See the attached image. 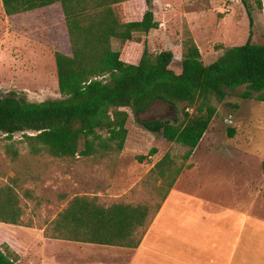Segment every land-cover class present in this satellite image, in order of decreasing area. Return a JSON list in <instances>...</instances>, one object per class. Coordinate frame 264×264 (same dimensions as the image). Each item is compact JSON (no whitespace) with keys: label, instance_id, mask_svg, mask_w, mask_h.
Masks as SVG:
<instances>
[{"label":"rangeland","instance_id":"1","mask_svg":"<svg viewBox=\"0 0 264 264\" xmlns=\"http://www.w3.org/2000/svg\"><path fill=\"white\" fill-rule=\"evenodd\" d=\"M261 2L259 6L257 0H248L249 7H246L242 0H153L160 25L142 37L146 44L132 43L122 47L114 41L113 45L125 56L137 54L138 57L130 61L132 63L139 62L145 45L152 53L172 50L176 59L181 60L184 34L190 31L207 65L225 48L242 45L248 40L264 44V0ZM125 9L128 12L130 8ZM137 48L140 51L136 52ZM56 51L72 54L60 3L8 16L0 0V97L14 94L29 102L60 98L54 61ZM242 92L243 88L228 90L223 100L214 99L218 114L191 158L195 170L191 175L190 195L176 191L171 195L159 222L150 229L142 251L129 262L127 257L106 246L52 241L37 245L38 237L5 223H0V246L5 240H16L36 250L39 246V252L48 256L63 253L66 260L91 259L87 264H172L169 257L159 256L156 249L159 242L160 248H167L168 255L173 252L178 258L186 257L189 249L195 256L209 255L212 261L218 262L214 247L204 252L198 246L189 247L186 242L190 238L201 239V225H205L209 232L203 233H211L209 241L218 251L220 241L232 238L229 235L226 238L225 233L234 235L233 239L241 233L243 243L239 255L241 251L259 255L258 250L251 252L245 244L252 240L256 245L264 242V103L255 97L244 99L240 97ZM127 110L129 134L124 151L133 158H124L119 165L116 163L108 168L96 164L91 172L80 168L79 163L68 164L47 155L31 154L23 133H16L12 139L0 133V184L8 183L19 174L22 187L34 191V198H22L26 223L45 227L71 197L83 190L100 193L105 204L115 201L155 204L159 200L154 184L145 181L148 168L144 166L150 151L157 149L153 156L159 151L180 156L187 148L167 141L160 133L150 132L141 122L176 116L182 119L183 114H176L172 106L163 102L153 104L140 114ZM10 144L18 151L16 157L8 152ZM138 156H146V159L141 162ZM254 188L258 190L257 198L256 190L250 198ZM62 195L68 199L63 200ZM187 224L193 229L183 227ZM233 224L238 225L237 230ZM28 250L29 247L25 248L18 264H28L31 260ZM31 261L36 264L35 260Z\"/></svg>","mask_w":264,"mask_h":264},{"label":"trees","instance_id":"2","mask_svg":"<svg viewBox=\"0 0 264 264\" xmlns=\"http://www.w3.org/2000/svg\"><path fill=\"white\" fill-rule=\"evenodd\" d=\"M249 7L248 0H242ZM262 6L261 0H257ZM6 15L61 4L72 54L55 52L58 99L29 102L14 94L0 97V133L12 139L23 133L33 155H47L68 164L85 160L116 164L125 148L130 114L148 111L157 102L172 106V119L142 121L150 132L187 150L167 152L148 172L159 200L105 204L99 195L71 197L45 225L44 236L80 243L138 248L182 171L218 114L214 99L243 88L240 97L264 103V44L248 40L225 48L204 64L190 31L184 34L182 59L172 50L152 53L144 46L138 63L122 59L114 41L145 43L143 36L159 28L153 0H2ZM125 7L130 8L127 12ZM189 109H193L190 113ZM231 130L230 134H233ZM8 152L16 157L13 144ZM157 152L152 148L150 156ZM142 162L146 156H138ZM159 180L161 183L158 185ZM156 182V184H155ZM16 174L0 184V222L33 227L24 221L22 198L34 191L22 187ZM63 200L68 199L62 195ZM21 259L8 243L0 246V264Z\"/></svg>","mask_w":264,"mask_h":264},{"label":"crops","instance_id":"3","mask_svg":"<svg viewBox=\"0 0 264 264\" xmlns=\"http://www.w3.org/2000/svg\"><path fill=\"white\" fill-rule=\"evenodd\" d=\"M132 43H136V42H132ZM132 43H127V44H132ZM137 44V43H136ZM140 51L139 48L136 49L137 51ZM138 57L137 54H135L133 57L130 56H125L122 54V59H124L125 61L132 63L130 61L135 60ZM141 57V56H140ZM55 61V60H54ZM56 64V62H55ZM57 70V68H56ZM126 146V145H125ZM125 149V148H124ZM195 152V151H194ZM167 153V152H166ZM163 153L162 151H159L156 156H150L149 158H147V163L144 167H147L148 170L147 172L150 171V169L160 160L163 158V156L166 154ZM194 155V153H193ZM192 155V157H193ZM191 157V158H192ZM124 158H128V159H132L133 155L132 154H127L125 153V151L123 150L122 153L119 155V159L117 161L118 165L119 163H121L123 161ZM135 158V155H134ZM154 161H151L153 160ZM191 158L188 161V165H191V167H187L185 168L182 173L179 175L175 185L173 186L172 190L170 191L169 195L167 196V198L165 199L161 209L159 210V212L157 213L156 217L154 218L147 234L145 235L142 243L140 244V246L138 248H126V247H117V246H109V245H98V244H92V243H83V244H87L89 247H96V246H106L110 249H112L116 254L122 256V257H127V262H129L135 255H137L140 251H142V246L148 236V233L150 231V229L152 228V226L155 224L157 225V223L159 222L163 211L167 205V203L169 202V199L171 197V195L176 191L179 193H182L184 195H190V183L193 180L192 172L195 170V166H193V163L191 162ZM92 159V158H91ZM91 159H87L84 162H82L81 164H79L80 168L85 169L86 171H88L90 169L89 172L92 171L93 166H95L96 164H102L105 167L108 168V166L106 165V162L100 161V163L95 162L94 160ZM141 165V169H142V164ZM78 166V165H77ZM113 166V164L111 165ZM142 179V177H140ZM140 179V180H141ZM139 181H136L134 185H137ZM161 183V180H159L158 185ZM133 188V186H132ZM256 189H251V195L249 196L250 198H252V196L254 195V191ZM257 191L255 192V197L257 198ZM83 195V194H89V195H99L100 193H95L91 190H83L82 193H78L76 195ZM74 195V196H76ZM1 223V222H0ZM6 224V223H5ZM11 225V224H8ZM12 226H17L20 229H22V231L27 232L29 234H31V236L33 237H38L36 239V243L37 245H41L48 241H52V242H73V241H65V240H59V239H49L46 238L44 236V228H40L37 226H33V227H27V226H20V225H12ZM203 227V229H200L201 231H205L207 229H205V225H201ZM232 226L235 227V230H237L238 225L233 224ZM183 227H185L187 230L193 229V226L191 225H183ZM209 232V230H207ZM201 235V239L198 240H194L192 238L186 240V242H188V246L192 247L193 246H198L199 248H202L203 251H210L213 247L214 249H212L213 251L217 252V258H218V262L216 261H212V258L209 257V255L207 257H200V256H195L194 254H191L192 251H187L188 255L186 257H181L177 255H175L173 252H171V255H168V251L166 252V249L160 248V244L158 242V245H156V249L158 251L159 256L161 257H165V258H170L172 264H264V242L261 243L260 245H256L254 240L252 241H247L245 245H248L249 248H251L249 251H255L258 250L259 251V255H252V254H243V251H241V255H239L240 252V247L242 246L243 243V238H241V233L238 237L234 238V235L232 234H227L225 233V237L227 238V236L229 235L230 237H232L231 239L224 241V239L222 241L219 242L220 246V251H218V248L215 247V245H212V242L209 241L210 239H212V235L211 233H203ZM221 235V233L219 234ZM203 237V238H202ZM206 239V240H204ZM159 240V239H158ZM235 241V242H233ZM5 243H8L17 253H19V255L21 256L20 261L23 259L24 257V250L25 248L29 247L30 250H28V256L31 257V260H35L36 264H87L88 262H91V259H75L74 260H66V258L64 257V254H56L53 253L52 255H46L42 252H39V246L36 248H34V246H28V245H23L21 243H19L18 241H7L5 240ZM80 243V242H77ZM227 244V250L224 251L223 247L224 244ZM209 244V245H208ZM163 254H166V256H164ZM29 260L28 264H33L31 261ZM19 261V262H20Z\"/></svg>","mask_w":264,"mask_h":264}]
</instances>
